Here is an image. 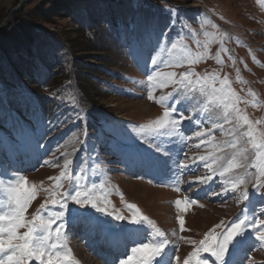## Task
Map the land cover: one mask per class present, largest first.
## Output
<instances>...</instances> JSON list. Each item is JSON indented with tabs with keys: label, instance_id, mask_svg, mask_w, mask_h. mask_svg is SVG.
Here are the masks:
<instances>
[{
	"label": "rangeland",
	"instance_id": "374dc122",
	"mask_svg": "<svg viewBox=\"0 0 264 264\" xmlns=\"http://www.w3.org/2000/svg\"><path fill=\"white\" fill-rule=\"evenodd\" d=\"M19 1L0 0V24ZM55 1L29 0L17 15ZM37 26L34 43L8 53L23 73L0 56V216L15 214L12 189L26 181L33 243L51 231L48 244L58 247L47 251L65 264H108L109 253L95 251L109 240L106 221L131 240L144 228L147 238L128 240V253L109 264L146 243L162 246L151 262L195 264L206 237L217 234L218 250L244 221L223 260L242 233H264V0H75L69 16ZM163 166L176 187L152 176L171 178ZM77 192L89 203L73 201ZM60 211L61 219L50 215ZM259 245L247 264H264Z\"/></svg>",
	"mask_w": 264,
	"mask_h": 264
},
{
	"label": "snow or ice",
	"instance_id": "6c2138e0",
	"mask_svg": "<svg viewBox=\"0 0 264 264\" xmlns=\"http://www.w3.org/2000/svg\"><path fill=\"white\" fill-rule=\"evenodd\" d=\"M226 81H221L222 86L226 84ZM222 89H214V92H220ZM168 113L165 112V116L167 117ZM251 135V133H249ZM200 135V133H197ZM258 147H264L261 145H257ZM259 187H264V181H258ZM12 191L16 194L15 200L17 204L16 212L11 217L0 216V221L7 220V227L0 226V254H5L3 258H0V264H29V261L35 259L40 262V264H65L67 257L61 255L60 252H48L47 249L50 247L51 249H56L58 247L57 243L48 244L49 238L52 235L51 231H47L43 237L36 238V242L33 243L34 237L33 233L35 232V226L32 221H25L24 212L28 205V202L32 199V193L26 187V181H22V183L17 187L12 189ZM246 196V192L243 193ZM73 201L77 203L87 204L89 203L88 199H81V193L77 192L74 196H71ZM53 204L60 203L59 200L53 199L51 201ZM191 203H195L192 201ZM93 206L99 205L96 202H92ZM176 206L178 208H186L187 204L183 200H177ZM43 208L44 205H41ZM66 207L65 204H61V208ZM130 207H135L134 205H130ZM102 211H105V208L99 207ZM55 219H61L64 216V212H56L50 214ZM34 219H36L34 217ZM116 219H124L122 216H117ZM52 221L49 220L46 224H44L45 229H50ZM151 223V221H149ZM179 223L181 229L184 228V218H179ZM264 223V222H261ZM244 221H240L232 226L230 230H228L227 234L223 237L222 242H220L217 247L218 250L213 248L212 243L210 241L217 240V234L213 232L212 235L206 237L204 241L201 242L203 245L202 250L205 252H210L212 256L215 257H223L224 251L227 247V243L233 239L242 229ZM219 227V225L217 226ZM20 228H26L27 230L20 233ZM61 229L56 228L55 234L57 239L59 238V233ZM160 235H164L160 233ZM259 238L264 240V233H261ZM162 246L160 247H152L148 244H144L139 248H133V256H129L127 261H122L121 264H133L134 260L139 261V264H150V261L159 254ZM199 251V250H198ZM198 251L193 252L192 256L197 257ZM136 254H140L137 256ZM186 264H191V262H186ZM196 264H207V261L196 260Z\"/></svg>",
	"mask_w": 264,
	"mask_h": 264
},
{
	"label": "trees",
	"instance_id": "16d2710c",
	"mask_svg": "<svg viewBox=\"0 0 264 264\" xmlns=\"http://www.w3.org/2000/svg\"><path fill=\"white\" fill-rule=\"evenodd\" d=\"M74 2L75 0H57L53 2L51 7L49 8L46 9L39 8L38 10L33 12V14L28 19H22L21 17H18L17 14H19V12L16 13L10 27H8L7 29H5L0 33V56L5 55L7 57L9 63H11L12 65V69L15 72L23 73L21 63L18 64V62H16L19 61L17 60L18 58L17 59L15 58L16 61L14 62L13 57L10 54H8L9 50L11 48L19 49V46H21L22 45L21 43L23 42L34 43L35 33L39 31L37 25L40 23L52 24L54 23V19L56 17L61 16L62 14L65 13H67V15L69 16V13L71 12ZM174 12L177 15V12L176 11ZM77 48L79 47H76V49ZM79 51H83V49H79ZM16 52L18 53L17 57L21 58V56H23L21 50H18ZM45 59L47 60V58ZM46 60H44L45 64L50 65V62ZM24 78L28 79L25 75Z\"/></svg>",
	"mask_w": 264,
	"mask_h": 264
},
{
	"label": "water",
	"instance_id": "95a60500",
	"mask_svg": "<svg viewBox=\"0 0 264 264\" xmlns=\"http://www.w3.org/2000/svg\"><path fill=\"white\" fill-rule=\"evenodd\" d=\"M28 1L29 0H20L14 7L11 8L6 18L0 24V31L10 26L14 13L23 10L26 4L28 3Z\"/></svg>",
	"mask_w": 264,
	"mask_h": 264
},
{
	"label": "bare ground",
	"instance_id": "6f19581e",
	"mask_svg": "<svg viewBox=\"0 0 264 264\" xmlns=\"http://www.w3.org/2000/svg\"><path fill=\"white\" fill-rule=\"evenodd\" d=\"M113 105H115V103H113ZM246 161H247V160H246V158H243V159H242V161L240 160V162H241L242 164H243L244 162L246 163ZM246 164H247V163H246ZM219 165H222V163H221V164H219ZM240 165H241V164H240ZM220 167H221V166H218V168H220ZM161 173H162V172H161ZM158 174H159V173H158ZM163 175H164V174H162V176H163ZM162 176H161V174H160V176H159V177H160V178H163ZM105 223H106V225H107V224H109V226H108V227H111V230H110V229H108V231H109V230H110V231H112V232L121 231V229H120V230H118V228H116V229H112V227H113V226L111 225V223H108V221H106ZM108 231H106V233H107ZM123 232H124V231H123Z\"/></svg>",
	"mask_w": 264,
	"mask_h": 264
}]
</instances>
